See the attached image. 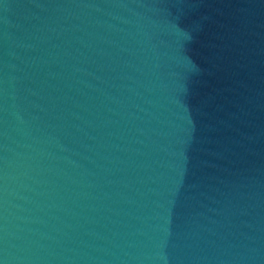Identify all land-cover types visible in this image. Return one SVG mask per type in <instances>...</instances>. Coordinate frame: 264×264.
I'll return each instance as SVG.
<instances>
[{
	"label": "water",
	"instance_id": "water-1",
	"mask_svg": "<svg viewBox=\"0 0 264 264\" xmlns=\"http://www.w3.org/2000/svg\"><path fill=\"white\" fill-rule=\"evenodd\" d=\"M0 264H264V0H0Z\"/></svg>",
	"mask_w": 264,
	"mask_h": 264
}]
</instances>
